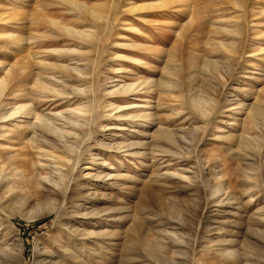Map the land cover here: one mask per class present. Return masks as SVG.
<instances>
[{
	"label": "rangeland",
	"instance_id": "rangeland-1",
	"mask_svg": "<svg viewBox=\"0 0 264 264\" xmlns=\"http://www.w3.org/2000/svg\"><path fill=\"white\" fill-rule=\"evenodd\" d=\"M67 1L0 0V63L9 67L17 61L30 62L29 70L34 71L37 60L45 61L49 72L54 70L67 84L76 85L53 66L72 67L83 61L77 62L70 50L61 57L52 51L80 47L79 51L90 52L86 54L95 77L91 87L98 96L93 104L96 120L90 139L80 146L79 170L71 172V187L83 185L74 193L80 192L81 199L89 202L82 206L88 214L66 221L83 229L106 230L110 236L72 249L63 232L65 219L36 208L42 192L37 178L49 174L52 165L32 168L38 157L26 141L27 132L10 143L0 138V157L20 151L26 155L29 186L18 195L34 197L14 209L0 201V235L22 244V255L4 263L45 264L43 259L49 254L62 259L60 243L79 257L80 262L69 264H209L210 259L211 264H223L205 246L209 242L251 250L256 255L253 263L264 264V182L260 186L251 183L253 187L246 177L254 172L264 179V140L249 167L252 160L237 157L232 152L235 145L228 149L233 141L220 138L238 129L244 108L261 97L264 89V0H73L81 9ZM83 7L95 10L97 17ZM50 19L74 28L105 31L98 41L83 45L50 25ZM235 25L240 28L238 36L230 33ZM182 34L187 38L182 39ZM12 35L22 39L20 48ZM179 40L185 42L183 47ZM220 41H235L236 50H214L210 44ZM206 61L220 65L217 79L203 74ZM226 62H230V72L224 67ZM119 67L123 71L116 74ZM148 79L155 82L140 84ZM123 83H134L135 91L107 92ZM199 95L209 99L205 113L192 104V98ZM31 98L23 101L33 100L36 112L51 115L67 113L70 105L80 102L65 95ZM14 101L8 96L3 111ZM232 116H237L236 121ZM3 124L10 131L14 127L10 120ZM164 132L174 134L176 140L165 138ZM205 179L209 185L204 186ZM212 180L224 185L223 204L217 205V196L206 194ZM138 238L164 248L147 253Z\"/></svg>",
	"mask_w": 264,
	"mask_h": 264
},
{
	"label": "bare ground",
	"instance_id": "bare-ground-1",
	"mask_svg": "<svg viewBox=\"0 0 264 264\" xmlns=\"http://www.w3.org/2000/svg\"><path fill=\"white\" fill-rule=\"evenodd\" d=\"M64 1H66V0H64ZM66 3L70 4V6L72 5V6L76 7L77 9H81V8H79V5L76 2H74L73 0H68ZM136 7L137 6H135V9H136ZM83 9H84V11L85 10L89 11V15H90V13H92L93 14V15L91 14L92 17H94V16L97 17L95 10H93L92 8H90L91 10H89V9L83 7ZM74 10H76V9L74 8ZM70 11L72 12V10H69V12ZM108 15H110V14H108ZM92 17H91V19H92ZM78 18H81V17H78ZM76 20H78V19H76ZM93 20H95V19H93ZM49 22H50L49 23L50 25L57 28L64 35H66L68 37L75 38V40L76 39L79 40L83 45L84 44L88 45V44L94 42L93 40L98 41L99 36L105 31V29L100 28L97 30V31H99V33H97L96 30L94 31L93 28H90V27H86L84 29L74 28L73 26L71 27V26H68L66 24L62 25L61 23H58L57 21H54L53 19H50ZM48 32H50V31H48ZM230 33L238 36L240 33L239 26L235 25V29L231 30ZM225 34H226V32H225ZM182 35H183L182 39L187 38L186 34L185 35L182 34ZM12 39L15 40V43L17 44L18 48H20L22 39L18 38L17 35H12ZM179 41L180 42L178 44H180V46H182L184 41H181V40H179ZM235 41L228 42V43L223 42V41H220L218 43L213 42L210 45L214 50L224 49V50H226V52L233 53L236 50V49L234 50V48H233L234 44H236ZM71 45H73V44H71ZM79 45H81V44H79ZM76 46H78V44ZM77 49L78 48H76L74 50L67 49V48L66 49L65 48H54L52 51L57 57H61L62 56L61 54H65V52H67V50H70V51H68L69 53L73 52V53H75V55H77V62L83 61V64H80L82 66H80L79 64H74L72 67H70L68 65L67 66H65V65L61 66L62 64L57 65V66H55L56 65L55 64L53 66V68L59 69L61 71L59 73V75L62 74L64 76H66V78H69V79L72 78V80H75L76 83H79L76 85L67 84V82H65L64 79L57 77V74H55L54 70L49 72L51 69L46 67L45 61L37 60V63H35V64L37 65L38 68L34 71L29 70L30 62L28 64H25L22 62L19 63L17 61L16 63H14V65L10 64L9 67H4L0 63V69L3 71L2 76L0 74V138L5 139L4 140L5 142L10 143V141L12 142L14 140H21L23 134H25L27 132L26 133L27 134L26 141L28 142L30 147L33 150H35V153L38 157L37 162L32 164V168L44 166L45 163H48L47 165H52V166H50L51 168H50L49 174H45V175L39 174V176L37 178L38 182H40V184H42V192L40 193L41 194V196H40L41 203L36 202L37 211L40 212L42 210H49L50 212H52L56 215L57 219H60V218L63 219L64 218L65 221H66V218L70 219L73 217V215H75L76 219H77L80 217H84L85 215L88 214V213H85V210L83 209L82 206H83V203L86 204L89 202L87 200L85 201V200L81 199V196L79 195L80 192L74 193V191H75L74 189H76V192H77V190L81 191V188L83 187V185L81 186V184H76L74 186L72 184L73 187H71V183L73 182V179H74V178H71V172L74 169L79 170V166H78L79 163L78 162L80 161L79 160L80 152H81L80 146L84 145L91 137V135H90L91 131L90 130L92 129L91 127L96 120L94 112H93L94 111L93 110L94 109L93 104H94L95 100L98 99V96L96 98V95H97V94H95L96 92L92 89L93 86L91 87V85L93 84L92 82H94L93 79H95V77H93L94 74L92 75L93 72L90 74L89 68L92 67V65L90 64L91 62L89 63L87 60L90 58V57H88L89 55L87 56V54H86L89 51H87V50L83 51V49H85V48H83L82 51H79L81 49L80 47L78 50ZM75 50L79 51V53H80L79 59H78V54H76L77 52H75ZM175 50H177V49H175ZM48 51H47V53H48ZM177 51H175V52L178 53ZM167 55H169V54H167ZM32 57H34V56H32ZM65 58H67V57H65ZM84 60H87V62H84ZM133 60L138 61L134 58H133ZM216 61H206L205 63H203L204 68H202V69L203 70L205 69V72H203V74L205 73V75H206V73H207L208 76L210 77V79L211 78L217 79V77H216L218 74L217 69L220 65H218V62H216ZM23 62H24V60H23ZM92 62H93V59H92ZM58 63H60V62H58ZM229 63L230 62H226L224 67H226V71L228 69L230 72L231 69H229V68L231 66ZM120 69H121L120 67L115 69L116 74H119L123 71V70L121 71ZM69 79H66V81H68ZM205 80L208 81L209 79L205 78ZM154 82L155 81H153V79H148L145 81L143 80L141 83L140 82L139 83L140 84L144 83L143 85H151ZM89 83H91L90 86L89 85L84 86V84H89ZM163 85H164V83H163ZM114 87H115L114 89H111L107 92L110 94H113V93L128 94V93H133L135 91L134 83L116 84ZM189 91H191V90H189ZM260 93H261V97H259L255 102H252V104L250 103L247 107L244 108L245 113L243 115V118L240 119L241 122L239 124H237L238 129L235 132H234V130H235L234 129L232 131L233 133H229V134H225V135L220 136V138H224L225 140H227L229 142L233 141L234 144L230 145L228 149L232 150L235 147L234 150H232V152L238 153V154H235L237 157L240 158V156H242L245 159L252 160V162L247 163L249 165V167L253 166V163H254L253 160L257 156L256 151L259 148V146L262 144V141L264 140V89H262L260 91ZM47 95H52L54 97H59V96L65 95L67 98H71V99L75 98L76 100H78L80 102L77 103L75 106L73 105V107L70 105L71 107L69 106V112H67V113L57 112V113H53L51 115V114H44V113L42 114L40 112H36V110L32 106L33 100H31V102H29V100H28V102L23 101L24 98L28 99V97H30V98L33 97L34 99H38L41 97H46ZM8 96H12V99H14L15 101H14V103L10 109H8V110L6 109V111H3L4 110L3 103L5 102V99L8 98ZM208 100H206V98H204V96L199 95L198 97L196 96L195 98L194 97L192 98V104L196 110L200 109L203 113L205 111V104H208V102H207ZM5 105H7V104L5 103ZM111 105H112V103H111ZM120 107L121 106H116L115 109H120ZM121 109H122V107H121ZM235 112H237V111H235ZM239 112H240V110H239ZM63 114H65V115H63ZM117 117L119 118L122 116L120 115ZM135 117H137V116H135ZM235 117H237V116H235ZM235 117L232 116L231 120L236 121ZM149 119H150V115H149ZM7 120H10L13 123L14 127L11 131L9 129L7 130L5 127V124H3V122H7ZM235 123H237V122H235ZM235 123H233V124H235ZM230 125H231V122H230ZM101 127H103V129L105 128L104 125H102ZM164 135H165V138H168L171 141L174 138V137H172V136H174V134H170L168 132H164ZM181 139L184 140V136ZM181 139H180V141H182ZM95 140L97 141V139H95ZM174 140H176V139L174 138ZM97 143H99V142H97ZM100 144H103V143L100 142ZM107 148H108V146H107ZM82 149H83V147H82ZM258 151H259V149H258ZM24 156H26V155L20 151V152H13L12 154H10L9 156L4 157V158L0 157V201L5 200V206H7L9 208H13V209H14V207L19 206V205L20 206L24 205V204L27 205V203L30 200H34L33 199L34 197L32 199H30V197L28 196L29 194L24 195V196L18 195L19 191H23L24 189L26 190L27 189L26 186L27 185L29 186V183H28V175H29V173H28L29 165L28 164L29 163H27V160L24 158ZM47 160H50V161H47ZM256 163H258V162H256ZM257 167L258 166H256V168ZM84 168L85 167H83V169ZM247 171H249V170H247ZM251 173L252 172H250V175L246 176V177H248V180L253 181V182H250V185H252L254 183L256 186L257 185L260 186V184H258V183L264 182L263 177H261L260 175H257L254 172L252 173L253 175H251ZM97 177H99V176H97ZM214 178H216V177H214ZM212 181H214V180H212ZM215 181H214L213 185L209 186L208 189H205V191L208 192L206 194H209V196H211V197L217 196L216 200L214 201L217 203V205L223 204L224 200H222V199H224V198H221L223 196V193L221 191H223L222 189H224V188H222V187L224 185L221 186L222 184H219ZM206 182H207V180L205 179L204 180V186L206 185L205 184ZM207 185H209L208 182H207ZM211 197H210V200L212 199ZM82 200H83V202H80ZM210 200L208 199L209 202H210ZM212 201H213V199H212ZM214 202H212V203H214ZM227 203H229V202H227ZM80 210L82 213L80 212ZM38 215H40V214L37 213V215L31 216L30 218H34ZM0 226H1V221H0ZM63 226H64L63 232H65V235L67 237L66 240L71 242L72 249L79 248L80 244H82V247H84L89 242H92V239H94V238H105L107 236H110V234H109L110 232H108L106 230L92 231V230H88V229H83V228H79L77 225L69 224L67 221L64 222ZM138 236L140 237V235H138ZM178 236H180V235H178ZM175 238H177V236ZM182 238H180V239H182ZM11 239L12 238H9L7 236L5 237L3 235H0V264H5L4 263L5 260H10V258H12V257H19L22 255V244H21V242H18L16 239H12V240ZM127 240H129V239H127ZM138 240H140V239L138 238ZM176 240L179 241V237ZM139 243L145 251H148L147 253H153L158 248V247L153 245L155 242H153V244H152V242L149 243L145 240H140ZM155 245H157V244L155 243ZM160 245H159L158 250L160 248H164V247H161ZM205 246L209 248V251L213 255H215L218 258V260L223 261L222 262L223 264H252L253 259L256 257V255L253 254L254 252L252 253L251 250L249 251L247 249L237 248L235 250L234 249L232 250L230 248L221 247V245H219V244L217 246H215L214 244H211V243L209 244V242H206ZM57 247H58V249H60V252L62 253V255H61L62 259H59V260L56 259L55 260V259H53L54 258L53 255L49 254L47 257H45L43 259L44 260L43 262L45 264H69V262H71V263L72 262L73 263L80 262L78 255L76 253H72L70 248H68L67 246L60 245V243H58ZM130 249H131V247H130ZM77 252L80 254L79 251H77ZM197 262H194V263H197ZM211 262H212V260L210 259L208 263L211 264ZM253 264H255V263H253Z\"/></svg>",
	"mask_w": 264,
	"mask_h": 264
}]
</instances>
